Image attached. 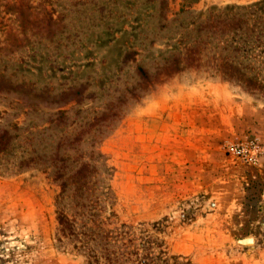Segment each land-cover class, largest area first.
I'll return each mask as SVG.
<instances>
[{"label": "rangeland", "instance_id": "rangeland-1", "mask_svg": "<svg viewBox=\"0 0 264 264\" xmlns=\"http://www.w3.org/2000/svg\"><path fill=\"white\" fill-rule=\"evenodd\" d=\"M259 18L264 0H0V264H105L106 232L123 264H264V97L223 76L261 67Z\"/></svg>", "mask_w": 264, "mask_h": 264}, {"label": "trees", "instance_id": "trees-1", "mask_svg": "<svg viewBox=\"0 0 264 264\" xmlns=\"http://www.w3.org/2000/svg\"><path fill=\"white\" fill-rule=\"evenodd\" d=\"M227 23L226 24H231V22H235V19H231L228 18L226 19ZM242 21V20H239ZM243 23H246V21H242ZM256 23V22H255ZM258 26L259 24H262L264 26V21L262 20V18H259V21H257ZM253 28V27H252ZM252 28H246V39L247 40H251L252 38H254V40L256 42H259V44L261 45L262 42L261 38L263 37V33L262 31H254V29ZM259 28V27H258ZM256 33V35L253 33ZM254 36V37H253ZM261 67L259 69H254L255 71L253 72V69H250V72H252L253 74H246L244 72H242V69H240L238 66H233L232 62H225L224 67L226 69V71L223 72V76L225 77V79L228 80H237L243 88L246 89V91L248 93H251L252 95L255 96H261L264 97V57H263V61H260ZM243 70L245 72H247V67H243ZM139 72L141 74H144L142 69H139ZM1 141V140H0ZM58 222L60 225L64 226V230L66 229L67 231H72L73 225H72V221H69V219L67 218V216L64 214V216L59 215L58 218ZM86 235V234H84ZM99 236V234L97 235ZM123 235H121L122 237ZM110 238H108L107 236V232L103 235H100V244H102V248H101V257L103 258L105 264H123L124 260L126 261H130L129 257H125L123 251L120 252L119 251V247H116V249L111 250L109 248V243H110ZM92 262L94 264H100L99 262V258L98 255L96 254V252L94 254H92ZM149 264H151L149 261Z\"/></svg>", "mask_w": 264, "mask_h": 264}]
</instances>
